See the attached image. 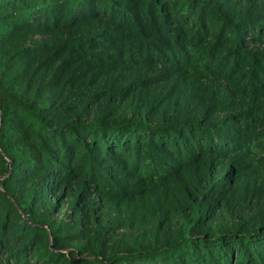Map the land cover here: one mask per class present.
Masks as SVG:
<instances>
[{
    "label": "trees",
    "instance_id": "obj_1",
    "mask_svg": "<svg viewBox=\"0 0 264 264\" xmlns=\"http://www.w3.org/2000/svg\"><path fill=\"white\" fill-rule=\"evenodd\" d=\"M0 264H264V0H0Z\"/></svg>",
    "mask_w": 264,
    "mask_h": 264
}]
</instances>
